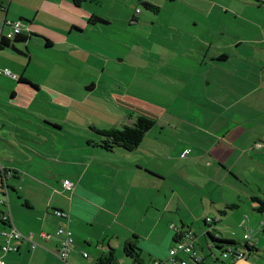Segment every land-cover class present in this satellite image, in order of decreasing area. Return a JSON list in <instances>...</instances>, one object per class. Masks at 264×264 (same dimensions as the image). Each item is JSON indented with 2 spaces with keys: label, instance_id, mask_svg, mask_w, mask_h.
I'll list each match as a JSON object with an SVG mask.
<instances>
[{
  "label": "crops",
  "instance_id": "crops-1",
  "mask_svg": "<svg viewBox=\"0 0 264 264\" xmlns=\"http://www.w3.org/2000/svg\"><path fill=\"white\" fill-rule=\"evenodd\" d=\"M116 1L120 0H0L6 9L5 12H0L2 17L0 34L4 36L9 30V26L4 23L6 20L21 21L23 25L21 34L25 37L24 40L18 41L3 37L4 42L8 44L0 46V100L9 99L15 108L20 95L22 98H29L28 107H36L39 104L42 107L65 109L66 93L56 87L60 85L58 82L61 81V76L57 75L52 87L46 84L41 71L37 75L36 72L29 71L31 61L35 63V70L43 69L53 61L52 55H61L64 65H68L71 71L74 69L72 72L75 74H72L80 75L77 80H73L79 87H84L88 92H96L103 87L107 92L106 99H103L107 105L99 100L91 105H87L86 100L80 102L81 110L93 116L89 118L84 116L83 112H79L77 118L83 124H87V129L93 137L85 131L78 134L65 133L63 123L66 122V117L62 120L51 115H43L41 121L44 127L26 120L27 123L36 125L33 131L26 129L23 132L32 138L40 139L41 135L49 137L53 130L57 136L65 134V139L74 141L71 144L73 149L71 151L68 149V152H71L69 155L74 154V157L67 155L61 157L60 154L58 160L56 158L55 160L78 169L67 176L64 175L66 173L64 169L51 170L50 180L41 181L38 180L39 173L32 174L29 170L25 172L13 165L2 166L0 183L5 184L7 188L8 200L10 189L24 199L21 206L15 203L12 205L9 201L12 220L22 234L31 233V239L37 243V246L31 249L29 241H19L16 251L2 256L4 264H95L96 259L108 251L109 246L116 252L115 245H121L119 257L117 256L119 264H125L127 257L124 256L123 249L124 245L129 243L139 249L141 264H146L145 261L148 264L154 259H164L174 243V231L173 229L169 231L168 225L178 226L173 211H163L162 208V198L168 197L167 194L162 195V182L167 178L164 172L166 163L161 162L162 157L165 156L171 162L177 158L195 162L200 153L207 152L206 155H210L213 160L206 163L208 169L214 160L220 167H236L237 164L241 165L244 153L251 151V148L254 149V144L259 145L257 144L259 139H264V19L254 18L250 23L256 28L254 36L235 41L236 57L231 63V56L225 49H230L229 46L232 44L214 46L216 50L214 54H209L208 50L201 56L202 50L196 51L193 36L185 30L182 31L183 28L177 30L179 39L171 38L169 27L164 34L161 33L163 25L157 26L158 31L154 33L158 22L156 19H147L141 10L136 14L139 8L136 7L132 11L130 0H121L115 6ZM257 1V6L264 8V0ZM104 2L107 6L102 9L100 6ZM92 15L107 22L90 23L89 18ZM133 25L134 28L142 29L138 28L137 33L131 34L128 31ZM145 34L146 38L157 46L155 52L145 51L146 47L143 44ZM188 34L191 37L187 36ZM5 49L8 51H3ZM49 51L52 53H47ZM137 62L140 64L136 65ZM225 64L231 66L222 67ZM57 66L59 67V64ZM5 70H9L16 78L4 75L2 72ZM84 74L88 77L84 78ZM45 87L53 89L51 91L57 94V99L51 102L50 97L41 96L40 93ZM229 95L232 96L228 98ZM191 107L196 108L199 116L206 107L210 120V127L206 131L212 134L210 138L205 139L208 145H202L192 139L190 141L188 137L183 142L177 140L171 145L160 143L157 133H152V128L157 125L163 128V125L171 127L172 124H188V118L185 119L183 116L190 113ZM8 113L4 112V116L6 117ZM95 114L105 120H97ZM178 115L182 116L179 118ZM17 116L11 115V118L15 119ZM137 116L154 120L153 127L146 132L135 150L120 149L129 152L125 154H131L125 158L130 161L128 167H136L130 171L132 182L149 183L154 189V193L148 198L130 195V190L124 189L120 181L98 180L95 175L97 169L92 168L96 165L95 158L88 162L85 157L91 151L95 156L96 151L81 146L82 139H86L87 145L109 152L94 144L99 140V135L89 127L121 128L123 125L133 123ZM78 120L74 119L76 123ZM248 128L253 130L250 135L245 134ZM80 129L84 130L81 127ZM17 130L16 123L12 132ZM227 132H235L237 157L234 161L230 160L229 147L220 146L221 142L227 143L223 139ZM189 146L197 149V155L189 157L190 151L181 159V155H184L183 152ZM257 150H264V143ZM123 151L121 154H124ZM137 153L145 157L147 153H151L154 157L150 156L152 159L149 162L139 161L141 158H135ZM108 163L121 167L116 160ZM6 172H9V176L4 178L3 174ZM64 180L73 184L72 191L63 190L61 183ZM0 190L4 195L5 188L2 187ZM157 195L160 199L159 204L153 199ZM221 203L223 206L217 208V211L234 202L224 200ZM201 204L203 205L202 202ZM152 209L159 212L154 223L160 221L163 214L168 213L164 231L153 227L145 234L127 227L111 229L118 223L121 215L128 217L136 212L146 215ZM55 210H62L66 215L59 216ZM251 217L255 221L261 220L255 215L243 216L246 221H251ZM180 225L179 230H187L188 226L182 220ZM60 226L70 229L73 235V243L66 261L56 255L61 240L55 235V231ZM5 227L6 225L0 221V231ZM204 227L201 224V228L205 229ZM41 233H47L49 237L45 238ZM200 237L201 241L194 244L204 255L203 264L209 262L223 264L213 252L204 250L203 246L207 244L203 233ZM221 238L233 240L223 236ZM2 243L3 238L0 236V246ZM254 247L246 258L228 264H264L258 257L261 256L262 248L255 244ZM85 248L94 250L96 256L91 250L88 254ZM83 253H86V257Z\"/></svg>",
  "mask_w": 264,
  "mask_h": 264
},
{
  "label": "rangeland",
  "instance_id": "rangeland-1",
  "mask_svg": "<svg viewBox=\"0 0 264 264\" xmlns=\"http://www.w3.org/2000/svg\"><path fill=\"white\" fill-rule=\"evenodd\" d=\"M120 1H116L115 6H117ZM147 1L159 6L158 13L145 9L144 6L139 3V0H130V7L132 11L137 7L139 8L138 10L142 11L143 15L147 16V19H156L158 21L154 33L158 31L157 26L163 25L161 33L164 34L167 27H169L168 31L171 34V38L176 37L179 39L177 30L181 27L183 28L181 29L182 31L185 30L193 36V45L197 52L202 50L201 56L208 50L209 54H214L216 52L214 46L223 45L225 43L232 44L229 46L230 49H225L231 56V63L235 61L236 57L234 50L236 48L235 41L242 38L249 39L254 36L256 28L250 23L254 18L259 20L264 19V8L257 6V0ZM106 6L107 3L104 2L100 7L104 9ZM136 14H138L137 11ZM1 19L2 17L0 14V21ZM134 26L135 25L128 31L131 32V34L137 33V29L140 28H134ZM141 29L142 28H140V30ZM190 34L187 36H190ZM141 36H143L142 32ZM146 37L147 34H145V40H143V44L146 47V50H144L155 52L157 46L152 40ZM203 43L205 45H202ZM3 51L7 52L8 49ZM47 53L52 52L49 51ZM35 58L37 59V57ZM52 59L53 61L50 62L49 65L45 64L46 66L43 69L39 68L37 70H35V63L31 61L29 71L32 73L36 72V75L41 71L43 77H45L44 81L46 84L52 87L57 75L61 76L62 79L58 82L60 85L55 86L58 90L66 93L65 109H59L53 106L42 107L39 104H37L38 106L36 107H28L29 98H22L19 95V103H17V107H15L16 110L9 99L0 100V167H12L13 165L14 167H20L22 170H25V172L29 170L32 174L39 173L38 180L41 181L50 180L49 171L51 170L64 169L66 172L64 175L67 176L78 169L76 167H69L70 164L68 163L57 161L60 154H62L61 157L65 155H67V157H74V154L69 155V153H71L70 151L73 149L71 144L74 141L65 139V134L57 136V133L53 130H51V136L49 137L41 135L40 139L37 137L32 138V136L23 134V132H25L26 129L33 131L32 129L36 125L29 124L26 120L34 121L38 123L39 126L44 127L41 121L43 115H51L62 120L66 117V122L63 123V131L65 133L73 132L78 134V132L85 131L88 135L93 137L91 132L87 129V124H83L77 118V116L80 115L79 112H83V115L87 117L93 116L90 113L89 115L85 110H81L79 107L81 106L80 102L86 100V104L91 105L99 100L106 104L103 99H106L107 93L103 87L99 88L96 92H88L84 87H79L73 80H77L80 75H73L75 74L72 72L74 69L72 68L71 71L68 65H64L65 63L62 56L52 55ZM148 59H150V57H148ZM37 60L39 61V59ZM55 60H60L62 62H54ZM110 63L112 64L113 62ZM146 63L152 64L151 62ZM58 64L59 67L57 66ZM139 64V62L136 63V65ZM230 66L231 64H225V66L222 67L229 68ZM83 76L84 78L88 77L85 74ZM51 90L45 87L40 94L41 96L50 97L49 100L52 102L57 99V94ZM232 95H229L228 98ZM60 99L62 105V97ZM205 108L201 116H199L196 108L191 107L190 113H186V115L183 116L185 119L188 118V124L186 125L172 124L171 127L163 125V128L157 125L152 128V133H157V139H159L160 143L165 145H171L177 140L183 142L184 139L188 137L190 141L191 139L196 140L200 144L207 146L208 143L205 139L210 138L212 134L206 131L210 127V120ZM6 111L9 113L6 114L5 117L4 112ZM17 114L20 115L17 116ZM11 115H16L17 117L14 119L11 118ZM181 116L182 115H178L179 118ZM94 117L97 120H105L98 114H95ZM179 118H177V121H179ZM74 119H77L78 123H76ZM16 123L18 130L13 133L12 128L14 129ZM80 127L84 130H81ZM254 130L256 131L257 128ZM252 131V129L248 128L245 130V134L250 135ZM226 134V137H223V139L226 140L227 143L221 142L220 146L222 147L225 145L229 147L228 152H231L230 160L234 161L237 157L235 155V132H227ZM220 135H222V133H220ZM259 140L260 141L257 143L259 145L254 144V149L251 148V151H246L241 159V165L239 166V164H237L236 167H220L214 160V163H210L211 166L210 169H208L206 163L212 162L213 160L210 155H206L207 152H205V154L200 153L195 162H187L179 158L171 162L167 160L165 156L162 157L161 162L166 163L164 172L167 175V178L162 182L163 186L161 183L162 195H168L167 198H162L163 211H173L172 213L175 215V222L178 227L181 226L180 220L188 226L187 229L194 235V243L201 241L200 236L205 230L201 228V224H203V219L205 217L220 218L221 221L215 226L221 236L236 241L240 240L239 243L241 244H243V237L245 234L255 236V245L258 248H262V252L260 253L261 256L258 257L264 261V225H260V222L264 221V212H258L255 209L258 202L252 198L257 197L264 200V150H257L261 148L264 139ZM79 142L80 141H77V143ZM81 142V146L84 148L95 149L96 151L95 156H93L94 153L91 151L89 154H86L85 157L88 162L95 158L96 165L92 168L97 169L95 175L98 180H107L110 182L114 180L117 182L120 181L124 189L130 190V195H141L148 198L154 193V189L150 187L149 183H140V181L132 182L130 171L132 169L135 170L136 167H128L130 161L125 158L130 157L131 154L125 153L129 152H124L120 148L113 149L109 152H103L99 148H93L92 145H87L88 140L86 139H82ZM229 142L232 143V146H230ZM209 144L211 146L212 142L210 141ZM68 149H70L69 152ZM121 151H123L124 154H121ZM190 151L191 154H189V157L197 155V149L189 146L188 149L183 152L184 155H181L180 158L182 159L185 157ZM124 155L126 156L124 157ZM150 156L154 157L151 153H147L146 157L138 153L135 154V158H141L139 161L142 160L144 162H149L152 159ZM55 158L57 160H55ZM112 160H116L121 167L108 163L112 162ZM136 186L140 187L137 188ZM1 192L3 191L0 190V211H6L8 206L7 204L1 203V200L5 199ZM19 196L21 195L10 189L8 201H10L12 205L15 203L21 206L24 199ZM153 199L156 204H159L160 199L158 195ZM224 200L234 202L238 207L226 210V213L221 215L217 211V208L223 206L221 202H224ZM167 215L168 213L163 214L162 219L160 221L157 220L156 223H154V219L155 216H159V212H155V209L148 211L146 215L141 212H136L133 216L128 217L121 215L118 218V223L113 225L111 229L113 230L115 227H127L133 228L138 232L142 231L145 234L153 227H155L156 230L161 228L164 231ZM244 215H255L261 220L255 221L251 217V221H244L242 223ZM168 229L169 231L172 230L170 225H168ZM115 246L117 247L116 254L119 257V252L121 250L119 247L121 245ZM203 247L207 252V246ZM85 249L89 254L91 249ZM91 251L92 254L96 256V252H94V250ZM214 254L220 259L219 249L214 250ZM90 257L91 256H89L88 259H90ZM214 257L215 256H212V258ZM207 258H209V256ZM145 260H147V257ZM145 262L147 264V261ZM118 263H120L119 259ZM124 263L135 264L130 258L125 259ZM209 264L211 263L209 262Z\"/></svg>",
  "mask_w": 264,
  "mask_h": 264
},
{
  "label": "trees",
  "instance_id": "trees-1",
  "mask_svg": "<svg viewBox=\"0 0 264 264\" xmlns=\"http://www.w3.org/2000/svg\"><path fill=\"white\" fill-rule=\"evenodd\" d=\"M140 3L144 6L145 9L152 10L153 12H158L159 7L147 0H139ZM5 7L0 3V12H5ZM90 23H98V22H107L105 19L92 15L89 18ZM6 34V33H5ZM4 34V35H5ZM3 35L0 34V46H6L8 42H4ZM25 37L22 34H17L16 37L12 40H24ZM222 57H226V55H222ZM222 59V58H221ZM154 125V120L145 116H137L133 123L123 125L121 128H108V129H99L94 126H90L89 128L96 132L99 135V140L94 144L99 146L100 148L112 151L115 148H122L126 151H133L135 150L140 142L142 141L146 132H148ZM254 200L258 202L256 206V210L258 212H264V200L252 197ZM238 205L235 203L227 204L226 207L218 212L223 215L226 213L227 209L236 208ZM207 217L203 220V225L206 227L205 231L203 232V237L205 238V242L207 244L208 250L214 253V250H220V260L223 264H228V262H234L236 259L234 258V254L237 250H240L245 258L255 249L254 244L250 245L243 239V244L233 241V240H226L221 238L218 230L216 229V224L220 222V218H211V223L214 226L210 228V223L207 222ZM174 231V242L180 238V231L179 228L173 229ZM218 234V235H217ZM174 244V243H173ZM233 248V252L223 257V253L227 251L228 248ZM138 248L132 244H125L123 253L124 256L130 258L133 263L141 264L142 260L140 258V254L138 252ZM204 260V258H203ZM153 261V260H152ZM95 264H119L117 259V254L115 249L111 246L108 247V251L102 255H100ZM203 264V261L200 263Z\"/></svg>",
  "mask_w": 264,
  "mask_h": 264
},
{
  "label": "built area",
  "instance_id": "built-area-1",
  "mask_svg": "<svg viewBox=\"0 0 264 264\" xmlns=\"http://www.w3.org/2000/svg\"><path fill=\"white\" fill-rule=\"evenodd\" d=\"M139 13V10H136ZM7 26H9V30L6 32V34L3 36L7 40H12L16 37L17 34H21L22 29V22L21 21H9L6 20L4 22ZM1 73V72H0ZM4 75L11 76L13 78H16L15 75H12V73L9 70H5L2 72ZM3 168L0 167V170ZM4 178L9 176V172H6L3 174ZM62 188L64 191H72L73 184L68 181L64 180L61 183ZM5 188L4 197L5 199L1 200L2 204H7L8 209L6 211H1L0 213V221L6 225L4 229L0 231V236L3 238V243L0 246V264H4V260L2 256L6 253L16 251L18 248L17 243L21 240H27L30 242V248L34 249L37 246V243L34 242L31 239V233L28 235L22 234L16 225L14 224L10 209H9V201L7 196V188L5 184L0 183V188ZM55 213L59 216H65V212L62 210H55ZM207 222L210 223L211 229L214 224L211 223V218L207 217ZM246 218L242 220V223L245 221ZM260 225H264V221L260 222ZM172 229H177V227L174 224H171L170 226ZM180 238L174 242V244L169 248L167 257L164 259H154L148 264H200L203 261L204 256L202 253L199 252V250L196 248L194 244V235L191 233L188 229L184 231H180ZM55 235L60 238V248L56 252V255L59 259L66 261L68 253L71 250V246L73 243V235L72 231L68 228L64 227H58L55 231ZM218 235V234H217ZM41 236L48 238L49 234L47 233H41ZM244 241H246L248 244L253 245L255 244L256 237L245 234L243 237ZM233 248H228L227 251L223 253V257H226L230 255L233 250ZM83 256L86 257V253H83ZM234 258L236 260L244 259L245 256L242 254L240 250H237L234 254Z\"/></svg>",
  "mask_w": 264,
  "mask_h": 264
}]
</instances>
